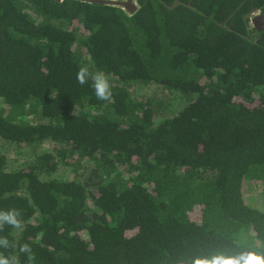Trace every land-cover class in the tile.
<instances>
[{
  "label": "trees",
  "instance_id": "16d2710c",
  "mask_svg": "<svg viewBox=\"0 0 264 264\" xmlns=\"http://www.w3.org/2000/svg\"><path fill=\"white\" fill-rule=\"evenodd\" d=\"M133 1L0 0V140L28 154L13 165L0 151V211L23 221L0 231L5 255L28 243L35 264H222L264 251V212L244 198L264 189V29L249 17L264 0ZM81 65L108 74L111 100L77 82ZM172 95L181 108L161 116Z\"/></svg>",
  "mask_w": 264,
  "mask_h": 264
},
{
  "label": "clouds",
  "instance_id": "9594fccd",
  "mask_svg": "<svg viewBox=\"0 0 264 264\" xmlns=\"http://www.w3.org/2000/svg\"><path fill=\"white\" fill-rule=\"evenodd\" d=\"M76 79L80 85L88 83L90 79L97 99L104 101L112 99L108 74L99 70L93 73L87 65H81L77 70ZM21 217L22 211L20 209L11 208L7 211H0V231H3L5 225L15 229L22 228ZM11 246L7 237H0V248L8 249ZM21 253L25 254L27 264H35V254L28 243L21 244L15 255H5L4 252L0 251V264H20L19 255ZM201 264H216V261H201ZM222 264H264V251H249L242 258L226 257Z\"/></svg>",
  "mask_w": 264,
  "mask_h": 264
},
{
  "label": "rangeland",
  "instance_id": "374dc122",
  "mask_svg": "<svg viewBox=\"0 0 264 264\" xmlns=\"http://www.w3.org/2000/svg\"><path fill=\"white\" fill-rule=\"evenodd\" d=\"M140 93L154 95L150 88L141 89ZM173 99V104H171L167 109L161 112V116H169L172 112L179 110L182 106V99L181 97H177V95H172L170 100ZM45 150V148H41ZM0 151L5 153L9 161L13 165H17L23 159H26L28 154L23 148L15 149L12 146L6 144L3 140H0ZM60 175H64L65 178H70V174L64 172L63 169L59 171ZM246 185V184H245ZM253 187H245L244 198L248 205L257 208L264 212V189L260 188L259 186L252 185Z\"/></svg>",
  "mask_w": 264,
  "mask_h": 264
},
{
  "label": "water",
  "instance_id": "95a60500",
  "mask_svg": "<svg viewBox=\"0 0 264 264\" xmlns=\"http://www.w3.org/2000/svg\"><path fill=\"white\" fill-rule=\"evenodd\" d=\"M56 1H62V0H56ZM81 1L122 7L124 10H126L129 13H133L137 9V6L133 0H81ZM250 23L253 26V28H255V30L257 31L263 30L264 14H256L254 17L250 19Z\"/></svg>",
  "mask_w": 264,
  "mask_h": 264
},
{
  "label": "flooded vegetation",
  "instance_id": "af4514ba",
  "mask_svg": "<svg viewBox=\"0 0 264 264\" xmlns=\"http://www.w3.org/2000/svg\"><path fill=\"white\" fill-rule=\"evenodd\" d=\"M256 14H263L261 10H255L254 12H251L249 17H254Z\"/></svg>",
  "mask_w": 264,
  "mask_h": 264
},
{
  "label": "built area",
  "instance_id": "2783aa9c",
  "mask_svg": "<svg viewBox=\"0 0 264 264\" xmlns=\"http://www.w3.org/2000/svg\"><path fill=\"white\" fill-rule=\"evenodd\" d=\"M252 17H250V19H251Z\"/></svg>",
  "mask_w": 264,
  "mask_h": 264
}]
</instances>
